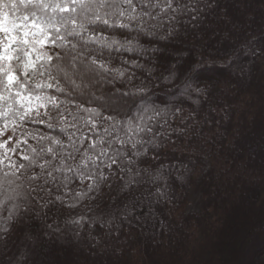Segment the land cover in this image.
I'll use <instances>...</instances> for the list:
<instances>
[{"label":"snow or ice","instance_id":"snow-or-ice-1","mask_svg":"<svg viewBox=\"0 0 264 264\" xmlns=\"http://www.w3.org/2000/svg\"><path fill=\"white\" fill-rule=\"evenodd\" d=\"M205 2L0 0V245L24 217L55 220L84 201L107 211V197L127 220L153 195L143 186L158 184L163 172L141 165L188 118L150 100L148 65L180 36L179 25L200 26ZM160 79L178 83L177 70ZM184 91L207 95L189 83Z\"/></svg>","mask_w":264,"mask_h":264},{"label":"trees","instance_id":"trees-1","mask_svg":"<svg viewBox=\"0 0 264 264\" xmlns=\"http://www.w3.org/2000/svg\"><path fill=\"white\" fill-rule=\"evenodd\" d=\"M201 7L200 26L179 25L180 36L148 65L150 100L181 107L188 118L141 165L163 172L158 184L143 186L153 195L141 197L127 220L107 197V211H90L93 202L84 201L55 220L51 213L46 222L24 217L7 247L0 245V264H264V222H257L264 210V0ZM169 67L176 84L160 79ZM185 83L207 95L184 91ZM81 216L82 226L70 222Z\"/></svg>","mask_w":264,"mask_h":264},{"label":"rangeland","instance_id":"rangeland-1","mask_svg":"<svg viewBox=\"0 0 264 264\" xmlns=\"http://www.w3.org/2000/svg\"><path fill=\"white\" fill-rule=\"evenodd\" d=\"M264 209V208H263ZM258 223L259 222H264V210H263V215L260 217V219L257 221Z\"/></svg>","mask_w":264,"mask_h":264}]
</instances>
